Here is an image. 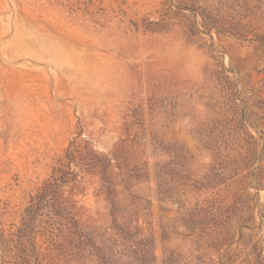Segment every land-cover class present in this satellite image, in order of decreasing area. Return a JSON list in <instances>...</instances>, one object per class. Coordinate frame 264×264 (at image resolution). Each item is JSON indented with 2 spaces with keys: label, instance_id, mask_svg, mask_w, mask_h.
I'll return each mask as SVG.
<instances>
[{
  "label": "rangeland",
  "instance_id": "1",
  "mask_svg": "<svg viewBox=\"0 0 264 264\" xmlns=\"http://www.w3.org/2000/svg\"><path fill=\"white\" fill-rule=\"evenodd\" d=\"M263 177L264 0H0L5 236L47 186L29 237L53 256L84 231L71 264L134 262L128 240L152 264H247ZM242 178L247 246L220 240L215 211Z\"/></svg>",
  "mask_w": 264,
  "mask_h": 264
},
{
  "label": "trees",
  "instance_id": "2",
  "mask_svg": "<svg viewBox=\"0 0 264 264\" xmlns=\"http://www.w3.org/2000/svg\"><path fill=\"white\" fill-rule=\"evenodd\" d=\"M233 176V174L231 176L227 175V178H233ZM251 176L252 174H249V177ZM220 180H216L214 182L213 178H208L207 183H204L203 187H208L212 184V182L218 183ZM230 187H234L235 190L230 205L226 208H221L219 205L215 207V211L218 213V216L223 218L220 223L221 230L218 234L221 241H229L228 243L231 244L235 233H238L239 240L243 241L244 245L247 246L251 244L254 235L250 233L244 235L242 230L248 229L253 232L256 228V226H254V215L252 207L250 206V198L248 195H244V191L251 187V182L245 183V179L242 178L234 180L230 184ZM46 195L47 186L42 187L40 192L32 199L34 201V205L32 204L26 209L23 217L24 222H22L16 231L8 233L7 236H5L4 232H0L2 264H71V261L76 262L81 259L82 251L84 250L83 248L87 246L88 241L86 238L87 236H83L78 232L84 231H74L72 233L73 237L70 236L71 238L68 239V246L66 249L53 256L49 245L45 248L46 251H40L36 247L32 238L29 237L32 233L30 223H32L31 220L34 216V208H37L38 203H40ZM215 202L216 201H208V207L204 210H198V214H206V216L212 214L211 209L214 207ZM260 216L263 217V215ZM257 228L260 229L261 224H259ZM137 235L138 232L133 234L129 233V239H131L130 236L135 238ZM75 236L78 238L77 242H75ZM83 240L86 241L83 242ZM217 240H219V237ZM128 242L131 243L128 252L130 258L134 262H128L126 264H152L155 261L152 256L147 258L148 251L145 244L141 242L134 243L132 240H128ZM49 244H52L51 241H49ZM263 247H259L257 242L252 244L251 253L253 255V259L247 264H262L261 254H264ZM222 258H224V261L219 264H232L234 262L233 254H224ZM59 261H62V263H59ZM102 264H105V262H102Z\"/></svg>",
  "mask_w": 264,
  "mask_h": 264
}]
</instances>
